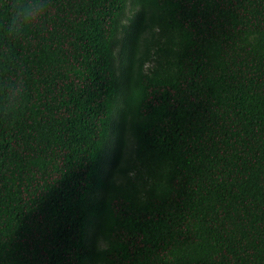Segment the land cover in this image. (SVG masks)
I'll use <instances>...</instances> for the list:
<instances>
[{"label": "trees", "instance_id": "trees-1", "mask_svg": "<svg viewBox=\"0 0 264 264\" xmlns=\"http://www.w3.org/2000/svg\"><path fill=\"white\" fill-rule=\"evenodd\" d=\"M0 264H264V0H0Z\"/></svg>", "mask_w": 264, "mask_h": 264}, {"label": "clouds", "instance_id": "clouds-1", "mask_svg": "<svg viewBox=\"0 0 264 264\" xmlns=\"http://www.w3.org/2000/svg\"><path fill=\"white\" fill-rule=\"evenodd\" d=\"M21 16L23 18H29V17H32L33 16V10L32 9H25V10H22L21 12Z\"/></svg>", "mask_w": 264, "mask_h": 264}]
</instances>
